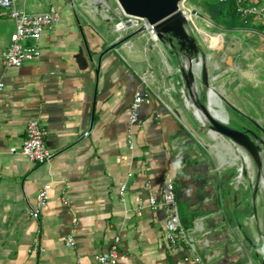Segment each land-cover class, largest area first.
I'll return each instance as SVG.
<instances>
[{
  "label": "crops",
  "instance_id": "1",
  "mask_svg": "<svg viewBox=\"0 0 264 264\" xmlns=\"http://www.w3.org/2000/svg\"><path fill=\"white\" fill-rule=\"evenodd\" d=\"M50 7L60 11L61 19L41 35L40 59L5 68L0 58V264H96L115 237L120 264H194L183 262V249L168 247L163 210L149 205L150 197L161 202L166 178L174 181L181 223L207 264H263L257 251L264 248V165L261 175L251 157L199 119L194 101L206 92L200 69L194 88L198 98L191 100L180 58L169 47L152 53L151 46L132 37L112 48L119 36L80 12L75 0L17 2L28 14ZM0 15L1 54L14 24L5 11ZM223 52L221 46H207L196 55L198 61L219 55L212 58L213 68H202L212 113L228 124L225 112L232 108L247 112L242 118L252 124L263 123L258 81H248L251 90L242 97L235 84L229 90ZM152 54L161 60L153 61ZM151 69L154 77L146 74ZM136 93L146 96L130 149L129 106ZM31 119L40 121L46 148L54 154L41 166L10 152L21 146ZM236 123L252 129V124ZM45 184L51 185L49 199L35 220L30 210ZM121 184H126L124 201ZM68 236L73 246L66 244ZM36 242L42 251H33Z\"/></svg>",
  "mask_w": 264,
  "mask_h": 264
},
{
  "label": "built area",
  "instance_id": "2",
  "mask_svg": "<svg viewBox=\"0 0 264 264\" xmlns=\"http://www.w3.org/2000/svg\"><path fill=\"white\" fill-rule=\"evenodd\" d=\"M224 3L226 0H217ZM235 6L236 14L243 20L251 19L253 23L264 24V2L262 0H232ZM0 10L6 12V16L13 22L14 30L10 36L8 48L0 54V58L5 68H19L26 63L36 62L41 57V51L38 47V41L41 35L46 31L53 30L60 22L61 14L55 7H50L47 11L38 14H28L17 8V0H0ZM0 15V20H1ZM145 25L147 31H152L146 21L136 17H130L122 14L116 19L115 31L121 33L129 29H138ZM155 36V34L153 33ZM156 37V36H155ZM157 40V39H156ZM4 89L3 82L0 81V94ZM145 93H136L129 106L127 132L128 146L132 148V128L139 124V109L143 104ZM88 133H85V136ZM45 130L38 119H31L26 124L25 138L21 146L11 148V153H19L25 156L29 162L41 166L54 157L44 142ZM242 169H239L237 177H241ZM50 184L43 185L37 194L35 205L31 208V217L39 219L40 213L46 206L49 199ZM126 184H121L119 188L120 200L124 201ZM149 205L152 210L159 207L163 210V231L162 237L171 250L179 251L183 249L185 255L183 262H192L194 264H207L208 260H203L195 251V240L188 229L183 227L179 213L178 201L175 192L174 181L172 178H166L163 187L161 202L158 203L153 197L149 199ZM117 237L114 238L112 245L108 250L96 256V264H120L118 252ZM68 246L74 245L72 236L66 239ZM33 251H42L39 243L33 246Z\"/></svg>",
  "mask_w": 264,
  "mask_h": 264
},
{
  "label": "rangeland",
  "instance_id": "3",
  "mask_svg": "<svg viewBox=\"0 0 264 264\" xmlns=\"http://www.w3.org/2000/svg\"><path fill=\"white\" fill-rule=\"evenodd\" d=\"M77 3V8L80 12L85 14H90L92 17L96 18L102 26L108 31L113 33L115 31L114 25L116 19L122 16L121 11L116 0H75ZM19 2V0H17ZM264 2V0H262ZM215 0H183L179 7L183 13H188L191 17L187 19L186 30L195 37L199 48L202 52H205V47L210 46L211 48H217L219 46L223 47V51L226 52L228 57V62L222 69L227 71L226 80L230 84L229 90L232 89V85L237 89L236 92L239 96H244L245 92H250L251 88L247 85L248 81L251 79L256 83L258 81V86L255 90L259 92L260 96V110H264V24L257 23L255 26L257 32L256 34L248 33L249 31H242L239 29H228L222 23L215 22V15L212 12V5ZM186 16V15H185ZM137 29H129L124 32H117L115 34L119 36V39L127 37L129 34L133 33ZM251 30V29H249ZM255 30V29H253ZM252 32V30H251ZM141 38V40L148 47L151 46L150 51L155 53V49L159 47L161 50L168 47L167 44H162L158 40L153 42L150 39L149 31L138 34L132 39ZM131 39L126 41L125 44L129 43ZM137 42V45L142 47L143 42ZM124 44V43H123ZM223 52V53H224ZM215 56L218 59L219 55L211 54L210 57L205 59H200L197 68L202 71L203 66H208L213 68L216 63L214 59ZM152 60L154 61L157 57L161 60L159 55L152 54ZM259 62V63H257ZM150 69V68H149ZM199 72V80L201 79ZM154 70H147L146 74L149 77L153 76ZM214 76H211L213 80ZM198 81V80H197ZM201 81V80H200ZM199 81V82H200ZM207 89L204 95L207 94ZM212 93H214L212 91ZM215 94V93H214ZM183 95V94H182ZM195 98H198V94H195ZM232 109V108H231ZM225 112L226 117L228 116L229 122L228 126L234 129H239L240 126L237 121H243L245 126L251 127V119L242 118L247 112H235L233 109ZM220 112V111H218ZM221 114V113H220ZM219 114V115H220ZM242 118V120H241ZM221 120L227 122V119L221 117ZM247 120V121H246ZM204 124L207 127L208 123L204 120ZM260 128L264 131V122L259 123ZM262 175V173H261ZM257 251L261 258L264 259V248ZM262 261V260H261ZM264 264V261H262Z\"/></svg>",
  "mask_w": 264,
  "mask_h": 264
},
{
  "label": "water",
  "instance_id": "4",
  "mask_svg": "<svg viewBox=\"0 0 264 264\" xmlns=\"http://www.w3.org/2000/svg\"><path fill=\"white\" fill-rule=\"evenodd\" d=\"M116 1L124 15L145 20L147 25L152 27V31L160 43L167 44L172 51L176 50L175 56L180 58V60L178 59L179 72L184 88L187 90L189 98L195 100L194 88L199 64L196 55L199 48L195 37L186 30L187 18L179 7L183 0ZM145 31H147V27L143 25L127 37L117 41L112 48ZM200 80L208 91L203 97V101H194V105L203 114L208 123L209 131L241 148L251 157L257 169L261 172L264 165V141L251 130L234 129L228 126L227 122L218 119L212 113L210 106L209 92L211 88L205 69H202ZM205 99L206 103H204ZM255 125L259 128L257 124ZM232 236L233 233H229V238H232Z\"/></svg>",
  "mask_w": 264,
  "mask_h": 264
},
{
  "label": "trees",
  "instance_id": "5",
  "mask_svg": "<svg viewBox=\"0 0 264 264\" xmlns=\"http://www.w3.org/2000/svg\"><path fill=\"white\" fill-rule=\"evenodd\" d=\"M212 12L215 15V22L222 23L228 29H246L255 28L251 19H241L235 11V6L232 0H226L224 3L215 0L212 5ZM245 239L250 241L246 233Z\"/></svg>",
  "mask_w": 264,
  "mask_h": 264
},
{
  "label": "bare ground",
  "instance_id": "6",
  "mask_svg": "<svg viewBox=\"0 0 264 264\" xmlns=\"http://www.w3.org/2000/svg\"><path fill=\"white\" fill-rule=\"evenodd\" d=\"M186 16V18L187 19H189L191 16L188 14V13H184ZM149 33H150V39L153 41V42H156V37L153 35V33L151 32V31H149ZM198 66L200 67V64H198ZM197 66V67H198ZM212 95V99L213 100H216L217 101V99H216V95L214 94V93H212L211 94ZM187 101V100H186ZM197 114H198V117H199V119L201 120V121H204L205 120V118H204V116H203V114L200 112V111H197ZM223 115V114H222ZM225 122V121H224ZM215 135V134H214Z\"/></svg>",
  "mask_w": 264,
  "mask_h": 264
},
{
  "label": "flooded vegetation",
  "instance_id": "7",
  "mask_svg": "<svg viewBox=\"0 0 264 264\" xmlns=\"http://www.w3.org/2000/svg\"><path fill=\"white\" fill-rule=\"evenodd\" d=\"M175 51L176 50H174V52ZM241 129H248V130L253 131L259 138H261L264 141V131L260 128V126H259V128L256 127L255 123L252 124V129L246 128L244 126L243 127L241 126L239 130H241Z\"/></svg>",
  "mask_w": 264,
  "mask_h": 264
}]
</instances>
